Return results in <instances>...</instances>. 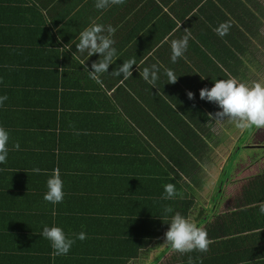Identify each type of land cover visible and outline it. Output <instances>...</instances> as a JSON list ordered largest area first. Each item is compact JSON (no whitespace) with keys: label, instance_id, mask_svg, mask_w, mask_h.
<instances>
[{"label":"crops","instance_id":"1","mask_svg":"<svg viewBox=\"0 0 264 264\" xmlns=\"http://www.w3.org/2000/svg\"><path fill=\"white\" fill-rule=\"evenodd\" d=\"M253 3L259 7L258 0H125L98 11L95 0H0V96L8 98L0 107V126L10 132L9 157L0 165V264H264V216L259 214L264 140L239 146L243 135L236 138L233 153L240 149L245 161L228 177L230 153L217 177L216 186L225 192L212 202L213 190L201 203L196 191L203 187L193 188L185 173L176 177L178 162L164 152L157 127L147 118L153 99L162 100L154 108L159 115H193L201 89L177 76L185 70L180 66L174 71L176 83L166 84L161 76L153 97L139 77L153 64L168 68L171 41L189 30L209 54L204 61L234 64L237 72L230 76L243 82L250 72L243 76L241 63L251 70L258 62L252 40L257 33L252 32L259 14ZM92 22L115 29L119 60L109 66V74L123 61L136 60L128 80L103 74L97 84L84 68L91 71L99 56H73L79 32ZM226 22L231 23L229 38H219L214 29ZM242 33L250 42H241ZM203 35L209 39L201 42ZM68 44L69 51L61 50ZM242 44L244 53L237 51ZM203 77V88L217 80ZM200 102L202 114L209 115L205 105L215 109ZM16 143L19 150L12 149ZM53 171L65 192L55 215L43 200ZM169 183L178 195L164 201ZM164 205L202 229L212 224L213 213L219 216L206 252L181 254L163 246L169 222L162 215ZM45 225L59 226L68 235L84 232L86 239L77 240L66 256H54L40 236Z\"/></svg>","mask_w":264,"mask_h":264},{"label":"clouds","instance_id":"2","mask_svg":"<svg viewBox=\"0 0 264 264\" xmlns=\"http://www.w3.org/2000/svg\"><path fill=\"white\" fill-rule=\"evenodd\" d=\"M125 0H95V8L98 11L108 10L114 6L122 5ZM231 23H223L214 31L221 38L225 37ZM185 35L178 39H173L170 43L171 56L170 60L174 64L179 58H183L188 49L191 32L185 30ZM107 33V34H105ZM115 29L111 26L105 28L103 24L92 22L83 31L79 32L77 37L78 43H75L76 52L74 55H85L89 59L93 55H98L99 59L92 63L91 71L87 67L84 71L88 73L89 79L97 84H102L101 77L103 74H108L113 77L122 78L126 81L132 77V68L136 65L135 59L123 61L122 65L117 66L109 74L110 65H114L119 57L117 48L114 46L115 41L112 38ZM68 51L72 45H66ZM67 51V52H68ZM87 59V60H88ZM86 61H81L85 65ZM161 69L163 71L161 72ZM161 75L167 78L166 84H175L177 76L173 70L164 67L163 65L153 64L150 67L143 68L139 72V77L148 84L151 89L156 88ZM202 78V77H201ZM204 79V78H202ZM189 100L194 99L192 92H187ZM199 98L202 101L213 103L219 109L215 113L209 114V120L214 121L209 123L214 127L223 126L226 122L232 123L237 129L244 130L248 128H264V82L254 81L252 83H242L236 78L217 79L213 82V86L203 88L199 92ZM7 96H0V107L4 106ZM9 141L10 132L3 126H0V165H5L9 157ZM13 150H19V144L12 145ZM2 170V169H0ZM32 171L36 174L40 173L39 168H34ZM64 184L60 176L53 171L46 180V192L43 195V200L53 206V215H55V206L62 203L65 192ZM178 193L173 184L164 185L161 199L164 201H173ZM259 214L264 216V204L259 207ZM162 215L168 219V230L164 234V245L172 252L176 253H191V252H206L208 249L209 240L207 233L202 228L198 227L190 218L181 215L179 212L174 213L173 207L164 205ZM41 239L47 240L52 249L54 256H66L77 240L83 241L86 239L84 232L68 235L63 228L59 226H47L42 228L40 233ZM191 259V258H190Z\"/></svg>","mask_w":264,"mask_h":264},{"label":"trees","instance_id":"3","mask_svg":"<svg viewBox=\"0 0 264 264\" xmlns=\"http://www.w3.org/2000/svg\"><path fill=\"white\" fill-rule=\"evenodd\" d=\"M244 26L247 28L249 32H251V26L249 23L244 22ZM259 28L256 27V31L253 27L252 34L255 35L258 34ZM226 38H229L228 36H225ZM218 38V37H217ZM221 38V37H219ZM249 37L246 36L245 33H242L241 36V42L245 43ZM198 39L202 42L203 40H208L209 37L206 36H199ZM224 39V37H223ZM241 46V47H240ZM242 45L237 46V51H243ZM191 49V50H190ZM188 51L185 52L183 58H179L176 63H169L168 68L175 71L177 69V66L182 67V69H185L183 73H179L177 76L179 78L182 77V81L196 84L195 89H203V85L206 84L204 82L203 76H206L208 80L214 81V79H220L221 77H224L225 79L232 78L230 74H233V72H237L235 68H233L234 64L230 67H222L219 65V63H213L211 66L208 61H204V56L209 57V54L205 52V48L203 45H199L198 41L194 38H191L189 40L188 44ZM245 51H243L244 53ZM233 55L236 56L235 52H232ZM171 54V53H170ZM170 59V56L167 57L166 60ZM239 62H235L237 64ZM209 66L210 68L207 69L205 66ZM224 66V62H222ZM241 70L243 73V76H245L246 73L250 72L248 67H245L244 63H241ZM209 72H211V75L213 73L214 76H209ZM238 75V73H237ZM165 82L167 81V78L163 75H161ZM239 76V75H238ZM202 77V78H201ZM245 78V77H244ZM243 78V79H244ZM161 82L162 85V91L163 93H166V85L165 83ZM213 83V82H212ZM213 85L208 86L207 88H211ZM151 87H149L150 89ZM153 92L152 97L154 96V88L151 89ZM158 95V94H157ZM197 96V93H196ZM199 96V94H198ZM158 98V97H157ZM161 98V97H160ZM160 98H158L160 100ZM200 98L196 97L195 103V110L193 115L187 114L184 115L185 118H183L182 115L177 116H167L164 114L159 115L158 112L155 111V104L158 106L160 105L161 101H158L156 99H153V102L150 104V115L148 114V123L152 125V128L155 129V126L157 127L156 131L158 134L157 140L159 139V143L164 148V152H167L169 155H173L174 159L178 162V166L176 168V177H179L180 175L185 173L186 175L191 178V183L193 184V188L201 189L203 187V180L199 177L201 173L204 171L206 172V168H211L212 165H217L218 163L216 161L213 162V160L216 158V156L213 158L211 153L213 149H209V143L208 140H211L214 138V134L212 132V129L214 126L210 125L209 127L206 126L208 123H213L214 121L209 120V115L205 111V113L202 114V112H199V108L196 104L201 103ZM156 102V103H155ZM203 102V101H202ZM154 103V104H153ZM205 107L208 109L209 114L215 113L216 111H219V109L215 106V109L211 108L208 105H205ZM185 119V120H184ZM207 136V138H206ZM163 137V139H161ZM213 153L215 154L214 150ZM169 164V161L167 165ZM166 167V166H165ZM217 187L215 190L217 191ZM216 194V192H215ZM214 194V196H215ZM212 199V202L216 200ZM212 218L214 219L212 224L208 225L203 230L207 233V239L210 241H213V237H210L211 234L216 235L213 230L217 228V222L219 220V216L215 215L213 213Z\"/></svg>","mask_w":264,"mask_h":264},{"label":"rangeland","instance_id":"4","mask_svg":"<svg viewBox=\"0 0 264 264\" xmlns=\"http://www.w3.org/2000/svg\"><path fill=\"white\" fill-rule=\"evenodd\" d=\"M258 2H260L259 7L257 6V4L255 5V3H253V9L257 10L259 14V21L256 22V25L259 28V32L258 34H256L257 38L252 39L253 44L257 49V51H255V55L258 56V62L253 64V68H251L249 75L243 79L242 83L250 84L254 81L264 82V0H258ZM212 132L214 134V138L208 140V150H214L215 154L212 150L211 155L213 158L216 156L213 162L216 161L218 164L215 166L212 165L211 168H206L209 173L203 172L199 175L200 178L203 177L202 180L204 185L203 191H196V198L200 199L199 201L201 203H205L210 199V195L212 194L213 190H215V186L217 185L219 169L224 167V164L227 161H225V158L229 156L230 153L232 159L230 164L224 171V173L226 172V175L228 177L233 176L236 170L240 169L243 161H245L242 156L244 153H241L240 149H237L236 152L233 153L235 141L237 140L236 138H239L241 135H243L242 140L239 142V146H242V143H259L260 141L258 140V136L260 135V133L264 132V128H248L240 130L237 129L234 124L226 122L223 126L214 127L212 129ZM220 143L224 146H222ZM251 154L253 153H250V155ZM237 161L239 163H237ZM203 174L207 175L203 176ZM224 192L225 187L218 185L214 199H219Z\"/></svg>","mask_w":264,"mask_h":264},{"label":"flooded vegetation","instance_id":"5","mask_svg":"<svg viewBox=\"0 0 264 264\" xmlns=\"http://www.w3.org/2000/svg\"><path fill=\"white\" fill-rule=\"evenodd\" d=\"M263 136H264V132L263 133H260V135L258 136L259 137L258 140L260 142H262L264 140Z\"/></svg>","mask_w":264,"mask_h":264}]
</instances>
